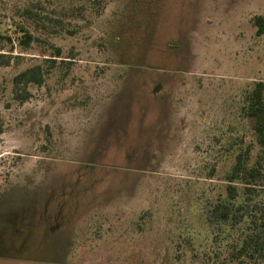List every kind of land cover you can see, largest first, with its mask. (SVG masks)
Here are the masks:
<instances>
[{
    "label": "rangeland",
    "instance_id": "obj_1",
    "mask_svg": "<svg viewBox=\"0 0 264 264\" xmlns=\"http://www.w3.org/2000/svg\"><path fill=\"white\" fill-rule=\"evenodd\" d=\"M258 15L264 0H0V264H240L241 228L206 215L258 151ZM37 65L41 85L14 86Z\"/></svg>",
    "mask_w": 264,
    "mask_h": 264
},
{
    "label": "trees",
    "instance_id": "obj_2",
    "mask_svg": "<svg viewBox=\"0 0 264 264\" xmlns=\"http://www.w3.org/2000/svg\"><path fill=\"white\" fill-rule=\"evenodd\" d=\"M105 1V0H102ZM257 28V35H264V15L255 16L253 19ZM12 42L11 37H2ZM18 41L21 46L28 47L35 40L33 35L22 28L19 32ZM0 55V58H5ZM53 57H61L57 50ZM54 63L55 59H46ZM10 61L0 64H9ZM44 81L43 71L40 65L30 67L19 73L13 80L14 86L20 83L41 85ZM17 88V87H16ZM18 89L14 92L17 93ZM25 90V88H24ZM158 91L155 88V92ZM157 93V92H156ZM161 94V93H159ZM16 94L21 101L27 94ZM245 117L251 123L254 132L255 143L258 151L251 155L253 146L241 150L235 154L234 163L225 176V195H219L209 205L206 219L210 223L219 226L228 225L232 229L239 226L242 232L237 234L231 244L228 255L230 263L240 264H264V201L254 198L264 193V82H255L251 91L245 98L243 107ZM257 190L259 193H257ZM258 194V195H257Z\"/></svg>",
    "mask_w": 264,
    "mask_h": 264
},
{
    "label": "flooded vegetation",
    "instance_id": "obj_3",
    "mask_svg": "<svg viewBox=\"0 0 264 264\" xmlns=\"http://www.w3.org/2000/svg\"><path fill=\"white\" fill-rule=\"evenodd\" d=\"M52 231H54V228L50 227Z\"/></svg>",
    "mask_w": 264,
    "mask_h": 264
}]
</instances>
